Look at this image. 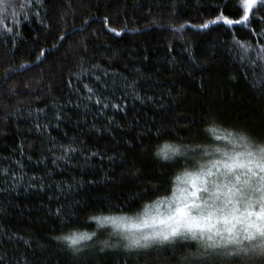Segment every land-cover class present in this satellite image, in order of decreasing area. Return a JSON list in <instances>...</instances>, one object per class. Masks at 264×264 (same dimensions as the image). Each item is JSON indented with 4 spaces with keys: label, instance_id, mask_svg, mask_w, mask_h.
I'll return each mask as SVG.
<instances>
[{
    "label": "trees",
    "instance_id": "obj_1",
    "mask_svg": "<svg viewBox=\"0 0 264 264\" xmlns=\"http://www.w3.org/2000/svg\"><path fill=\"white\" fill-rule=\"evenodd\" d=\"M242 15L241 0H3L0 264H178L194 251H129L93 217L170 198L227 142L211 128L264 142V5L217 19ZM165 145L185 156L161 160ZM73 233L95 235L74 253L59 239Z\"/></svg>",
    "mask_w": 264,
    "mask_h": 264
},
{
    "label": "snow or ice",
    "instance_id": "obj_2",
    "mask_svg": "<svg viewBox=\"0 0 264 264\" xmlns=\"http://www.w3.org/2000/svg\"><path fill=\"white\" fill-rule=\"evenodd\" d=\"M257 3L258 0H241V20L217 19L227 25L247 21ZM259 3L264 5V0ZM209 23L202 27L208 28ZM260 59L264 60V50ZM209 131L217 140L226 139L230 147L204 150L200 155L204 162H198L194 171L185 168L175 178L171 197L145 206L137 223L126 224L124 217L97 216L93 217L97 225L125 226L129 234L123 239L129 251L164 245L194 248L181 256L178 264H247L253 256L264 264V142L256 143L242 133L229 132L225 137L217 134L215 128ZM156 155L165 162L179 163L175 158L185 153L177 146L165 145ZM163 204L167 205V212L160 211ZM93 235L73 233L59 239L77 253L82 242L91 240Z\"/></svg>",
    "mask_w": 264,
    "mask_h": 264
},
{
    "label": "rangeland",
    "instance_id": "obj_3",
    "mask_svg": "<svg viewBox=\"0 0 264 264\" xmlns=\"http://www.w3.org/2000/svg\"><path fill=\"white\" fill-rule=\"evenodd\" d=\"M226 147H230V146L227 145V142L225 144L223 143V145L219 146V148H221L222 150L225 149ZM202 161L203 160L199 161V163H201ZM199 163H198V165H199ZM160 211L161 212H167V205L166 204L161 205ZM143 214H144V212L141 215H138L137 217H134V218H132V217H124V218H126V224L127 223H131V224L137 223L140 220V218L143 217ZM152 214H155V209L154 208L152 209ZM104 226L105 227H102V228H108L109 229L108 231L111 232L112 235L122 239L125 243H127V241L123 239V236L129 234L128 231H125V226L117 227V226H114L111 223L105 224Z\"/></svg>",
    "mask_w": 264,
    "mask_h": 264
}]
</instances>
